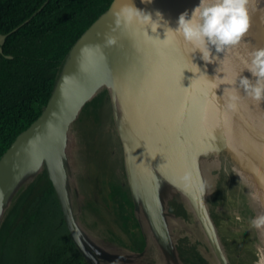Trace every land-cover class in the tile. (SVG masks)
Wrapping results in <instances>:
<instances>
[{"label": "water", "instance_id": "95a60500", "mask_svg": "<svg viewBox=\"0 0 264 264\" xmlns=\"http://www.w3.org/2000/svg\"><path fill=\"white\" fill-rule=\"evenodd\" d=\"M126 2L112 0L106 11L75 42L40 114L16 135L0 156V198L22 174L26 163L35 164L37 169L41 163L45 164L70 236L92 264L97 263V253L86 244L75 223L67 187L56 161H60V153L65 150L69 127L79 116L81 105L98 90H106L112 104L124 174L135 202V215L145 238L154 234L159 248L160 244L168 242L175 245L169 238L172 236L167 215L182 220L183 217L169 212L167 207L168 200L175 198L178 192L189 205L180 201L184 208L197 214L207 240L215 244V235L205 214L208 211L204 208L203 182L195 160L197 150L202 152L206 145L215 149L224 147L223 144L235 138L241 127L245 128L253 137L258 152V165L251 171L264 181V101L258 105L245 97L235 110L228 109L226 93L221 97L226 85L213 90L203 73L206 72L211 79L216 75V67L220 66L230 79L233 71L242 66L237 60L238 55L253 47H261L255 13L249 16V27L241 43L220 53L213 50L217 61L209 64L199 58L198 51L195 55L189 53V45L179 35L172 38L169 33L166 40L149 39L139 25L116 30L115 13ZM131 2L153 13L158 10L174 28L178 14L185 9L191 10L198 0ZM157 31L163 39V28ZM149 34L154 35L150 30ZM4 37L0 33V45ZM107 37H114V41L107 43ZM242 75L247 77L249 73L245 70ZM216 82L219 83V79ZM175 83L179 85L178 94ZM186 94H191V103L184 104L185 108L182 105V109L179 99ZM194 107L200 109L211 133L208 136L204 132L192 131L195 138L202 136L194 146L197 147L195 152L191 129L183 121V110L187 114L192 108V118ZM159 182L170 191L163 207L162 199L156 200L155 197ZM138 205L140 213L136 208ZM160 249L164 254L165 249ZM134 255L137 252L127 254L126 259L129 261ZM164 256H172V253Z\"/></svg>", "mask_w": 264, "mask_h": 264}, {"label": "rangeland", "instance_id": "374dc122", "mask_svg": "<svg viewBox=\"0 0 264 264\" xmlns=\"http://www.w3.org/2000/svg\"><path fill=\"white\" fill-rule=\"evenodd\" d=\"M255 15L257 19L255 21H259L260 28L263 27L259 30L261 46L264 45V19L261 21L260 19L264 17V10ZM105 82L110 86L109 80L106 78ZM178 87L179 85L175 83L177 94ZM184 92L189 91L184 90ZM190 95L186 94L179 99L181 107L191 103ZM194 109L192 118V108L187 114L183 110L185 113L183 121L187 126L189 125L188 128L191 129L189 132L197 131L200 134L204 132L205 135L211 136L208 123L204 120L200 109L198 107H194ZM78 115L68 130L69 146L61 151L60 161H56V166L61 171L67 187L75 223L86 244L97 253L96 264H182L176 257L175 247L171 242L160 244V248L165 249L163 254L155 240L157 237L151 234V237L144 238L143 231L135 222L137 217L134 214V208L132 209L130 206V200L135 205L134 199L133 197L129 199L128 194L122 191V188L126 187L127 181L123 174L121 145L113 121L114 111L111 101L109 102L108 92L105 90L102 95V90H98L95 95L84 101ZM193 132L191 144L195 152L194 146L202 136L195 138ZM74 135L76 139H73ZM81 141L85 142L87 147L85 151L88 155L93 154L90 157L91 163L94 162L96 156L100 159L99 161H103L106 168L104 174H102L103 171L100 175L98 174L99 176L95 174V164L83 168L79 158H82L79 154L81 151L77 148L82 146ZM216 149L206 145L204 150L200 153L198 150L197 156H195L203 182L204 208L208 211L205 214L211 223L215 244L209 243L206 233L198 222L197 214L190 213V210L183 220L170 214L167 215L172 236L169 238L175 242L177 237H187L188 244H196L206 264H257L260 256L256 249L255 231L252 227L233 221L223 229H218L220 219L229 213V205L223 198L224 187L229 184V172L219 162L224 148L220 146ZM24 166L22 174L15 179L8 191L0 198V215L12 206L21 190L37 172L35 164L31 162ZM250 173L251 181L256 186V195L264 197V181L259 179L255 172L250 171ZM98 180L101 182V189L97 188ZM155 197L156 200L161 199L162 195L159 190H156ZM175 198L178 202H185L188 205L181 193H176ZM136 208L140 213L141 207L138 205ZM147 226L148 223L145 227ZM158 232L161 230L158 229ZM135 252L138 255H134L133 258L136 260L128 261L127 254H135ZM169 252L172 253V262H169V257L164 256Z\"/></svg>", "mask_w": 264, "mask_h": 264}, {"label": "trees", "instance_id": "16d2710c", "mask_svg": "<svg viewBox=\"0 0 264 264\" xmlns=\"http://www.w3.org/2000/svg\"><path fill=\"white\" fill-rule=\"evenodd\" d=\"M111 1L0 0V33L5 35L0 45V156L40 114L68 52ZM80 143L83 168L95 164V174H104L103 161L96 156L91 163L93 154ZM68 146L67 139L65 149ZM96 184L101 189L100 180ZM122 191L131 199L127 183ZM167 209L176 216L188 215L175 198L168 200ZM135 222L141 230L138 219ZM188 243L187 237H177L179 261L206 264L196 244ZM0 264H92L70 236L44 163L0 215Z\"/></svg>", "mask_w": 264, "mask_h": 264}, {"label": "clouds", "instance_id": "9594fccd", "mask_svg": "<svg viewBox=\"0 0 264 264\" xmlns=\"http://www.w3.org/2000/svg\"><path fill=\"white\" fill-rule=\"evenodd\" d=\"M151 2L152 0H141V3ZM248 4L249 0H198L191 10L185 9L178 14L173 28L158 10L153 13L138 8L131 0H127L115 13L114 24L116 30H127L133 25H139L143 29V35L149 39L166 40L169 33L172 38L179 35L189 45V53L195 55L198 51L199 58L210 64L217 61L213 50L220 53L241 43L249 27ZM158 28H163V39L159 36ZM149 30L154 35H150ZM113 41L114 37L106 38L109 44ZM237 60L242 66L238 71H233L230 79L220 66L216 67V75L211 79L203 72L213 90L222 84L226 85L221 97L226 93L225 105L231 110H235L245 97L258 105L264 101V47L248 49L238 55ZM245 70L249 73L247 77L242 75ZM219 73L223 75L220 76ZM217 79L219 83L216 82ZM249 224L257 229L264 228V212L251 217Z\"/></svg>", "mask_w": 264, "mask_h": 264}, {"label": "bare ground", "instance_id": "6f19581e", "mask_svg": "<svg viewBox=\"0 0 264 264\" xmlns=\"http://www.w3.org/2000/svg\"><path fill=\"white\" fill-rule=\"evenodd\" d=\"M248 8L249 16L253 12L257 14L264 10V0H249ZM223 146L219 162L229 172V184L224 187L223 195L225 203L229 205V213L228 217L220 219L218 229H223L233 221L252 227L249 224L250 218L264 212V197L256 195V186L250 178L251 168L258 165L255 141L251 134L242 128L235 138L225 142ZM254 196L259 198L254 199ZM252 228L255 231V245L260 256L257 264H264V228Z\"/></svg>", "mask_w": 264, "mask_h": 264}, {"label": "crops", "instance_id": "0c3cea01", "mask_svg": "<svg viewBox=\"0 0 264 264\" xmlns=\"http://www.w3.org/2000/svg\"><path fill=\"white\" fill-rule=\"evenodd\" d=\"M263 19H264V17L262 19H260V21L263 20ZM255 24L258 26V29L259 30L263 28L262 26L260 28L259 21L255 22ZM261 47H264V45H261ZM158 186H159L158 190L160 191V194L162 195V197H161V199H162V205L161 206L163 207V206H166L167 199L170 196V191H168V190L165 189L166 187H165V185L162 182H159V185ZM169 258H170L169 262H172V257L169 256ZM135 260L136 259H134L132 257L129 261H135Z\"/></svg>", "mask_w": 264, "mask_h": 264}]
</instances>
